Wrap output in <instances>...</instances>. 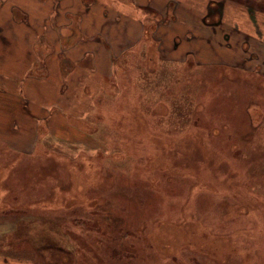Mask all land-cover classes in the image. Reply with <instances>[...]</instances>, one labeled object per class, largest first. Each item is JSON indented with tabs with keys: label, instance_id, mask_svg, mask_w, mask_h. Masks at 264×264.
<instances>
[{
	"label": "rangeland",
	"instance_id": "rangeland-1",
	"mask_svg": "<svg viewBox=\"0 0 264 264\" xmlns=\"http://www.w3.org/2000/svg\"><path fill=\"white\" fill-rule=\"evenodd\" d=\"M164 1L181 8L176 27ZM118 2L117 37L136 42L103 80L72 72L78 53L39 58L35 21L17 90L0 61L1 263L264 264V0L250 14L224 1L215 34L201 25L211 0ZM0 4V55H16L9 11L37 6Z\"/></svg>",
	"mask_w": 264,
	"mask_h": 264
},
{
	"label": "crops",
	"instance_id": "crops-1",
	"mask_svg": "<svg viewBox=\"0 0 264 264\" xmlns=\"http://www.w3.org/2000/svg\"><path fill=\"white\" fill-rule=\"evenodd\" d=\"M132 1L134 2L132 3ZM145 1L147 0H127V5L132 4L135 8V3H140L138 8L140 11H142V5ZM163 3V9L165 10V13L162 16L165 15V19L172 22L176 27L178 24L174 21L177 16L178 9H181L178 2L175 3V1H164ZM33 4L37 6V10H32V13H26L25 11L21 10L20 7H15L9 11V15L7 16L9 21L19 26V34H17L16 43L13 46L16 55L7 52V50H4V53L0 55V61H3V63L9 65L11 64L10 60H12V64L16 66L15 69L8 68V72L5 71V68L3 71H1L3 73L1 74V77L5 78L9 76L15 79V83L12 81L8 82L10 89L17 90V87L20 88L18 85L20 82L18 74L22 75L20 72L21 67L24 66L22 65V58H24L25 54H27L26 52L31 51L35 46L36 40L34 39L33 34L35 32H33V28H31L34 21L38 24L37 40L40 38L39 44L37 45V50H34V53L39 58H59V66H65V62L69 63L74 60L69 56L71 54L78 53L81 57V60H78L80 61V64L74 65L72 72H75V68H78L81 73L88 71L90 74H96L99 76L100 80L104 79V76L108 73L109 68H113L115 61L121 59L135 46L134 42L136 41H133L130 38L120 39L117 37L121 35L119 31L121 24H119V22L129 15L127 12L119 13L118 0L116 3L112 2L110 5L107 3V1L102 0H33ZM131 6L127 7L133 8ZM211 7L213 6H208L207 14L201 20V25H203L204 28H212L215 34L216 25L212 27L208 20L211 15ZM121 8L123 9L122 5ZM172 10L175 19H172L174 18L171 15ZM16 15H19V24L14 20L17 19ZM147 23L148 21L146 20L144 23V28H146ZM221 24L222 23H219V26ZM27 28H31L32 32L27 30ZM178 32L179 28H176L175 34H172V36L169 38L173 39V41H177L178 38L182 37L180 34H178ZM259 35L261 36V34ZM19 36L21 41L20 46L17 44ZM224 40L228 42L230 40L229 35H226ZM42 41L47 43H41ZM55 41L60 42L64 46V49L59 50L58 47H56L55 51L52 52L54 54H52L47 53L45 48L40 47L42 44L49 45L51 47L49 42L53 43ZM79 42H92L96 43V45L99 43L100 49H97V51L85 50L83 53H81V51L84 50L83 48L79 49L73 46ZM104 42L111 44L108 47V45L105 46ZM113 42H115V44H113ZM68 43H72L71 46L68 47L70 48V51L67 49ZM176 43L177 42L174 43L172 48L170 47L169 51L172 55H174V53L180 48V43ZM107 54L110 56L113 55V58H115L114 60H111L109 66H105V64H107L105 61ZM61 56H63V58ZM4 57H6V60H3ZM31 71L32 70L29 72ZM40 78L41 76H38L37 79ZM87 87L94 91L91 97V99H94L96 95V89L94 85L87 83ZM108 89L109 88L106 87L105 83L103 82V84H101L102 93L103 90H106L107 93ZM11 95L13 96L14 94L11 93ZM83 97L88 98V92L83 93ZM17 99L18 98H16V100ZM2 261L3 260L0 259V264H2Z\"/></svg>",
	"mask_w": 264,
	"mask_h": 264
},
{
	"label": "flooded vegetation",
	"instance_id": "flooded-vegetation-1",
	"mask_svg": "<svg viewBox=\"0 0 264 264\" xmlns=\"http://www.w3.org/2000/svg\"><path fill=\"white\" fill-rule=\"evenodd\" d=\"M6 0H2V2H5ZM227 2V0H224ZM224 1H217V0H211V3H210V6H213L211 7V15L209 17L208 20H211V18H216L218 16V20L217 21H214L212 22L213 23H216L218 24L221 20V17H222V9L225 7V2ZM252 0H243V5L244 7H246L250 12L252 13L254 10L252 9V7L248 6L249 2H251ZM259 1H256V4H258ZM1 5V4H0ZM216 12L218 13L217 16H215ZM211 24V25H212Z\"/></svg>",
	"mask_w": 264,
	"mask_h": 264
},
{
	"label": "trees",
	"instance_id": "trees-1",
	"mask_svg": "<svg viewBox=\"0 0 264 264\" xmlns=\"http://www.w3.org/2000/svg\"><path fill=\"white\" fill-rule=\"evenodd\" d=\"M53 245H55V244H51V245H49V246H53ZM0 254H1V252H0ZM68 254H69V256H70V253L68 252ZM5 256V255H4ZM69 260L71 261V259L69 258Z\"/></svg>",
	"mask_w": 264,
	"mask_h": 264
}]
</instances>
